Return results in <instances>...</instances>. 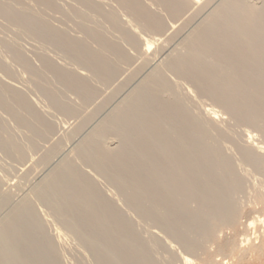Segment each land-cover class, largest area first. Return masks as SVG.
<instances>
[{
  "label": "bare ground",
  "instance_id": "6f19581e",
  "mask_svg": "<svg viewBox=\"0 0 264 264\" xmlns=\"http://www.w3.org/2000/svg\"><path fill=\"white\" fill-rule=\"evenodd\" d=\"M0 17L62 55H41L37 69L18 41L3 43L40 98L69 118L93 109L64 133L72 141L91 130L66 156L46 111L0 79V109L28 134L20 143L0 117L5 155L26 165L55 143L39 150L49 172L21 201L12 205L0 181V213L10 208L0 264H64L66 231L94 264H161L155 248L174 254L175 242L193 256L217 243L234 264L264 257V0H0ZM1 58L0 73L14 80ZM245 204L258 213L249 228H259L239 244L220 242L223 230L243 226ZM126 210L174 242L148 241ZM208 252L204 263L217 264Z\"/></svg>",
  "mask_w": 264,
  "mask_h": 264
},
{
  "label": "rangeland",
  "instance_id": "374dc122",
  "mask_svg": "<svg viewBox=\"0 0 264 264\" xmlns=\"http://www.w3.org/2000/svg\"><path fill=\"white\" fill-rule=\"evenodd\" d=\"M0 22H2V24H3V27H2V24H0V55H1V57L3 58H1L6 64H8V66L9 65H11L10 67L12 68V70L14 71V73H15V79L14 80H11L10 78H8L7 79V77L4 75V74H2V73H0V77H4L3 79L2 78H0L2 81L4 80V81H6V82H9L10 84H12V85H14L17 89L19 88V90L21 91H23V93L26 95V94H28V95H26L27 97H28V99L29 100H31L35 105L36 104H38L39 103V105H37V107H42L44 110H42L41 108H39V109H41V112L42 111H46L45 112V114H44V117H45V115L47 116V120L48 121H51V122H49V123H51V125L54 127V130H55V132L57 131L58 133H57V135L58 136H56L55 138H54V140L53 141H55V143L57 142V143H61L62 144V146L63 145H67L66 147L64 146V155H66V156H68V155H71V153L70 152H72V150L75 148V146H76V144L81 140V139H83V137H85L91 130H88V129H86V131H84V133H81L80 135H78L76 138H75V140H72V141H70V140H68L67 139V137H65L66 135H68L70 132H71V130H72V128L74 127V126H76L77 125V123L79 122V121H81L87 114H89L93 109L91 108V110H89V112H86L85 111V109H83L84 111H85V113H80V116L79 117H77V118H69V117H65V115H63V114H60L61 112H59L58 110H55V109H53L52 108V106L51 105H49V103H48V101H45L46 99L44 98H40L41 96V94L36 90V88H34V84H32L31 83V77H30V75L28 74V73H26L25 71H22L21 70V66L20 65H17L16 64V62L14 63L13 61H14V59H13V57H12V55H11V53H9L6 49L4 50V46H3V43L4 42H9V43H11V42H13L14 41V43H16L17 41V44H19V45H17V44H14V45H16L20 50H21V52H22V54H25V52L23 51L24 49L26 50V54H25V58H27L28 57V61L29 62H32L31 64L35 67V68H37V69H40L41 67H42V64H41V61H40V56L41 55H43V54H45L46 56H49L50 58H52V59H58L57 57H61V59L63 60V58H62V55H60V52L59 51H57V50H54L55 48H52L51 47V50L53 49L55 52L57 51L58 53H59V56H53V55H57L55 52H54V54H52V52L53 51H49L48 49H50L49 47L50 46H45V45H42L39 41H37L36 39H34V38H32V37H30V36H28V35H25V37L23 38V35L24 34H22V33H20V31H19V29L17 28V27H15V26H13V25H9L10 23H8L6 20H4L3 18H1L0 17ZM56 23H58V22H56ZM9 25V26H8ZM56 25H60V23H58V24H56ZM11 26V27H10ZM3 28V29H2ZM10 28L12 29V31L14 32V34L12 33V32H10ZM14 28H16V29H14ZM8 29V32L6 31ZM1 30H5V31H1ZM15 30V31H14ZM17 32H19V34H17L16 35V33ZM9 34H11V35H9ZM11 36V37H10ZM20 36V37H19ZM22 37V38H21ZM27 37V38H26ZM33 39V41L32 40H30V39ZM23 42V43H22ZM25 43V44H24ZM13 44V43H12ZM23 44V45H22ZM22 46V47H21ZM25 46V47H24ZM48 47V48H47ZM2 48V49H1ZM22 48H24V49H22ZM49 52H48V51ZM48 52V53H47ZM6 53H7V57H6ZM50 53H51V55H50ZM29 54V56H31V57H29V56H27ZM3 56H5V57H3ZM51 56H53V57H55V58H53V57H51ZM12 57V58H11ZM37 57L39 58V60L37 59ZM31 59V60H30ZM59 60V59H58ZM38 63H37V62ZM58 62H61V60H59ZM17 65V66H16ZM37 65V66H36ZM16 66V67H15ZM39 66H41L40 68H39ZM20 67V68H19ZM17 72V73H16ZM25 75V76H24ZM28 76H29V78H28ZM22 77V78H21ZM18 79V80H17ZM19 79H20V81H19ZM33 82V81H32ZM30 83H31V85H30ZM29 85V86H28ZM21 86L23 87V88H21ZM28 86V87H27ZM55 87H57V88H60V85L58 84V83H56L55 84ZM30 89V90H29ZM26 90V91H25ZM21 91V92H22ZM33 92H35V93H33ZM31 94V95H30ZM34 94V95H33ZM40 94V95H39ZM33 96V97H32ZM40 96V97H39ZM68 96L70 97H68L70 100H72V101H74V102H76V98H75V96L74 95H72V94H68ZM197 97V96H196ZM33 98V99H32ZM40 99H42V101L40 100ZM35 100V101H34ZM196 100V102H198V107H203V106H207V107H212V108H214V104H212V102L210 101V105H209V100H207V99H204V101H203V99L201 100V98H196L195 99ZM36 102V103H35ZM41 102V103H40ZM44 105H45V108H44ZM48 105V106H47ZM214 105V106H213ZM48 108H51V109H48ZM47 109H48V111H47ZM90 109V108H89ZM216 109V108H215ZM218 110H219V108H217ZM50 110H52V112H49ZM87 111H88V109H86ZM82 111V110H81ZM83 111V112H84ZM0 112H3L1 109H0ZM54 112H56V114L54 113ZM42 113H44V112H42ZM52 114H54V115H52ZM59 114V115H58ZM85 114V115H84ZM105 114V112H103L102 114H100L99 115V118L97 119V118H95L96 120L95 121H93L92 122V124L88 127V128H90V129H92V127H94L97 123H98V121H100L101 120V118L100 117H102L103 115ZM0 117L2 118V120L3 119H5V122H7L8 124H7V126L9 127V128H11L12 129V127H14L15 126V128H16V123L12 120H10L11 118L6 114V113H0ZM3 115V116H2ZM51 115V116H50ZM226 116V115H225ZM224 116V117H225ZM4 117V118H3ZM226 117H228V116H226ZM225 117V118H226ZM50 118V119H49ZM59 118V119H58ZM75 119V120H74ZM8 120V121H7ZM63 120V121H62ZM78 120V121H77ZM71 121V122H70ZM11 122V123H10ZM10 123V124H9ZM71 123V124H70ZM74 123V124H73ZM12 127H11V126ZM14 125V126H13ZM94 125V126H93ZM236 127V128H235ZM233 129L234 130H236V131H240V129L243 131V130H246V128L244 127V126H235ZM240 127V128H239ZM15 128H13L12 130H11V134L12 135H14V137L18 140V138L20 137L21 139H19V142L20 143H22V144H24L25 142H26V140H27V138H28V134H27V132L26 131H24V130H22V131H24L23 133L21 132V130L19 131V130H16ZM59 128L61 129L60 131H59ZM237 128H238V130H237ZM68 129V130H67ZM69 129H70V131H69ZM14 130H16V131H14ZM63 130V131H62ZM88 130V131H87ZM248 130V129H247ZM14 131V132H13ZM21 132V133H20ZM20 133V134H19ZM24 133H26L25 135H24ZM66 135H65V134ZM59 134H61V135H59ZM62 134H64V135H62ZM59 136L60 137H62V136H64L65 137V140H64V137H62V138H59ZM27 137V138H26ZM24 138H25V140H24ZM25 141H23V140ZM21 140V141H20ZM51 142V143H43V144H41V146H45L44 148L43 147H39V149H38V152L40 153L41 151H39V150H44V152L46 153L48 150H49V148H51L55 143L54 142ZM65 141H67V142H65ZM67 143V144H66ZM25 144H27V142L25 143ZM230 145V146H229ZM74 146V147H73ZM226 146L228 147V148H230L231 147V149H232V144L231 143H229V142H226ZM69 147V148H68ZM41 148V149H40ZM67 148V149H66ZM69 150V151H68ZM66 152H69V153H67L66 154ZM39 153H37L36 151H35V153H33V158H34V161L33 162H30L29 161V159L27 160V162H25L26 163V165L24 164V163H21L20 161L19 162H17L18 160H16L15 159V161L17 162H15V161H11V160H13L14 158H11V157H7V155H5V153L2 151V149L0 148V173H1V175H0V181H1V189H2V191L3 192H5V191H7L6 193H9V194H11V196H12V198L14 199V203H13V201H12V205H14V204H16V203H18V201H21L23 198H25L26 197V195L28 194V193H30V189L31 188H33V187H35V186H37L39 183H40V181H41V178H43L44 176L43 175H45V173L48 171L49 172V170L48 169H50V167H45V166H42L41 167V169L39 168L41 165H39L40 164V156L38 157L37 156V154H39ZM44 153V154H45ZM41 154L43 155V153L41 152ZM63 154L62 155H58V156H56L55 158H53L54 159V163H57V162H59V160H61V156H64ZM3 156V157H2ZM42 157V156H41ZM56 158H59V160L58 159H56ZM5 161H4V160ZM9 161H11V162H9ZM5 162V163H4ZM239 162V161H238ZM4 163V164H3ZM39 163V164H38ZM3 164V165H2ZM29 164H31V165H29ZM33 164V165H32ZM239 164H240V168L242 169V170H245V169H248V167H246L245 165L244 166H242V164H241V162H239ZM2 165V166H1ZM36 167V168H38V172L40 171V173H43V174H39V177H37V169L36 168H34V167ZM39 166V167H38ZM26 169H24V168ZM29 167V168H28ZM31 167V168H30ZM244 167H245V169H244ZM6 168V169H5ZM10 168V169H9ZM15 168V169H14ZM28 168V169H27ZM33 168L36 170H34L35 172H36V178L37 179H35V177L33 176V175H35V174H33V173H35L34 171H33ZM46 168V169H45ZM40 169V170H39ZM42 169H43V172H42ZM14 170H15V173H14ZM33 172H32V171ZM86 170H88L89 171V169H86ZM9 171V172H8ZM23 171H27V172H23ZM46 171V172H45ZM47 172V173H48ZM2 173H3V176H2ZM7 173V174H6ZM9 173V174H8ZM11 173V174H10ZM13 173V174H12ZM17 173V174H16ZM46 173V174H47ZM9 175V176H8ZM13 175V176H12ZM16 175V176H15ZM5 176V177H4ZM11 176V177H10ZM41 176V177H40ZM9 179H7V178ZM17 177V178H16ZM13 178H16V179H13ZM39 178V179H38ZM12 179L14 180V182L12 181ZM17 180V181H16ZM25 180V181H24ZM252 180V179H251ZM10 181V184H12V185H14V186H12V185H10V184H7V182H9ZM12 182V183H11ZM19 184H18V183ZM22 182V183H21ZM15 183V184H14ZM4 184V185H3ZM27 184V185H26ZM34 184H35V186H34ZM101 186L103 187V189H105V191L107 192V191H114L113 190V188L112 187H110L106 182H104V181H102L101 183ZM3 185V186H2ZM7 185H9V186H7ZM16 185V186H15ZM22 185H25V186H22ZM12 186V187H11ZM15 188V189H12V188ZM20 187H23V188H20ZM28 187V188H27ZM4 188V189H3ZM27 188V189H26ZM29 189V191L26 193V191ZM18 190V191H17ZM23 190V191H22ZM241 199H244V201L245 200H247V199H245V195L243 196L242 195V198ZM247 204V203H246ZM244 205L245 207V209L244 210H242V214L243 215H241V221H240V223L242 222V224H243V226L241 225H238V231L239 232H237V230H235V231H233V230H229V229H225V230H223L224 232H222V233H219V237H221V238H219L220 240V242L222 241H225L226 242V240H229V241H233V239L234 238H236V239H234V241L236 242V243H240V240L242 239V238H244L245 237V234L247 235V234H249L250 236H252V233L254 232V230L253 229H255V230H257L258 228H259V225H257L256 224V227L255 228H249V224H248V222L250 221V219L252 218H254L255 219V217H256V215H258V213H256L255 211H254V213L252 214L251 213V211H253L254 209H253V207L251 206V205ZM121 206L122 207H124V205L121 203ZM10 207H12V206H10ZM8 209V210H7ZM7 209H5V210H3L4 212H1L0 213V222L7 216V214H8V212H9V207H7ZM123 210H125V209H127L126 207H124V208H122ZM250 209H251V211H250ZM8 211V212H7ZM244 211V212H243ZM245 211H248V213L247 212H245ZM128 215H129V217L135 222V223H137V225H138V228H141V229H139L141 232H143V234L145 235V237L147 238V240L149 241V239L151 238V236H157L158 238H159V240L161 239L162 241H164V242H166V241H168V242H174L173 240H171V239H168V237L166 236V234L163 232V231H161V230H159V229H157V228H155V227H153V226H151L150 224H145V223H141V221H140V219H138L139 217H136V214L135 213H133L132 211H128V210H126L125 211ZM132 214V215H131ZM135 214V215H134ZM250 215H252V216H250ZM254 215V216H253ZM243 220V221H242ZM252 221V220H251ZM250 223V222H249ZM50 226H53L54 227V230H55V228H57V226H59V224L57 225L56 224V226H55V224L53 223V224H51ZM50 226H48L49 228H51V230H49L48 229V232H49V234H51L50 232H52V235H53V232H54V230L52 231V227H50ZM58 228H60V227H58ZM62 229V228H61ZM61 229H59L60 231H61ZM249 229H250V231H249ZM226 230H228V231H226ZM252 230V231H251ZM63 231H64V229H63ZM63 231H61L63 234H64V232ZM250 232V233H244V232ZM228 232V233H227ZM233 232H234V234H233ZM223 233H225V234H223ZM236 233H237V235H236ZM243 233H244V236H243ZM222 234V235H221ZM66 235H68V236H66ZM239 235V236H238ZM66 236V237H65ZM241 236V237H240ZM239 237V238H238ZM74 237H72V235H70V234H68L67 233V231L65 232V234L63 235V243H64V247H63V256H64V264H94L93 263V261H92V258L90 257V256H87V254L89 255V253L84 249V248H82L80 245H79V243H78V241L75 239H73ZM222 238L224 239V240H222ZM238 239H240V240H238ZM237 240V241H236ZM74 241V242H73ZM152 244V243H151ZM173 244V246L175 247V250L177 251L176 253H174L175 254V256H174V254H171L172 252L170 251L169 252V250L168 249H158V248H155V255H156V259L161 263V264H203L204 263V260L208 257V255L209 254H207V252L208 251H210V252H208V253H210V256L212 257V259L217 263V264H234V263H236L237 262V259H235V258H232V257H229V254L227 253L226 254V252H222V253H220L219 252V250H218V246L216 247V245H217V243L215 244H212V243H209L208 245H207V247H209V249H207V247H206V249H203V251L202 250H200L198 253H197V255L195 254L194 256L193 255H189V254H187V253H185V251H184V249L182 248V247H180V245L179 244H176V242L175 243H172ZM213 245H215V246H213ZM211 246V247H210ZM212 247H214V248H212ZM74 249V250H73ZM213 249H215V250H213ZM79 251V252H78ZM206 251V252H205ZM214 253H213V252ZM77 252H78V254H77ZM85 252V253H84ZM180 252V253H179ZM216 252V253H215ZM187 254V255H186ZM212 254V255H211ZM224 254V255H223ZM226 254V255H225ZM86 255V256H85ZM173 256H174V258H173ZM207 256V257H206ZM219 256V257H218ZM68 257V258H67ZM71 257V258H70ZM90 258V259H89ZM72 259V260H71ZM186 259H188V261L186 260ZM226 259V260H225ZM262 259H264V257H262ZM262 259H254V260H256V261H254V260H252V261H250V262H246V264H264V260H262ZM185 260L188 262V263H186L185 262ZM201 260H203V261H201ZM233 260V261H232ZM252 262V263H251ZM205 264V263H204Z\"/></svg>",
  "mask_w": 264,
  "mask_h": 264
}]
</instances>
